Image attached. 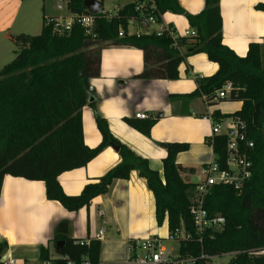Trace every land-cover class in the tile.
I'll return each mask as SVG.
<instances>
[{
	"label": "trees",
	"instance_id": "1",
	"mask_svg": "<svg viewBox=\"0 0 264 264\" xmlns=\"http://www.w3.org/2000/svg\"><path fill=\"white\" fill-rule=\"evenodd\" d=\"M98 1L104 4V0ZM156 1L162 14L167 11L185 14L191 27L197 30L191 42L181 39L188 48L186 54L173 46V40L166 35L120 37V27L127 30L129 19L137 17L134 3L111 20L103 12L97 14L96 37L87 34L79 23H74L68 33L59 34L54 31L53 22L45 23L40 34L13 37L18 47L16 57L0 69V197L4 178L9 174L44 181L50 200L78 211L90 206L96 197L107 194L116 180L128 179L132 171L138 170L155 197L158 225L167 220L170 232L183 227L192 235V239L179 244L182 257L198 258L194 264H211L202 258L203 254L221 256L237 252L227 264H264V42L251 43L246 56H239L225 45L221 0H206L205 9L198 14L186 13L178 0ZM68 2L72 13H87L84 0ZM257 8L264 10V2L257 4ZM104 43L143 50L146 66L142 78L177 79L186 56L203 52L219 64V69L212 76L199 78L196 94L210 97L227 82L233 83L232 100L243 102V106L225 116L238 115L246 124L248 137L255 143L253 175L241 193L231 186L211 189L206 208L210 217H225L221 230H208L202 238L196 231L190 206L197 184L183 178L186 170L194 169L177 163L178 154L190 149L189 143L168 144L163 176L151 168L148 159L114 137L103 117L97 116L101 144L95 148L86 144L82 109L96 104L95 98L91 100L94 95L90 85L91 79L101 73ZM214 114L222 116L219 111ZM126 121L145 135H150L156 122L130 118ZM109 145L119 147L121 162L100 180L86 184L80 194H67L59 176L86 166ZM214 152L225 163V137H215ZM68 233L69 222H60L55 236L56 243L64 242L58 249L60 256L77 263L88 258L100 264V240L82 244ZM0 248L4 251L7 243H0ZM48 259L50 251L42 247L40 260Z\"/></svg>",
	"mask_w": 264,
	"mask_h": 264
},
{
	"label": "crops",
	"instance_id": "2",
	"mask_svg": "<svg viewBox=\"0 0 264 264\" xmlns=\"http://www.w3.org/2000/svg\"><path fill=\"white\" fill-rule=\"evenodd\" d=\"M178 1L190 14L201 13L206 7V0ZM263 2L221 0L223 43L239 56L247 55L251 43L264 42V10L257 8ZM130 3L133 0H114L110 9L104 4L103 7L104 11L118 14ZM68 5V0H0V62L7 53L17 54L13 37L40 34L50 18L69 20L73 13ZM162 20L182 36L194 29L185 14L167 11ZM136 28L139 27L134 25L130 31ZM143 30V34H149ZM183 38L192 41L191 37ZM187 49L181 43L179 50L183 54ZM145 66L143 50L104 43L101 73L91 79L90 85L96 104L82 109L85 142L91 148L101 144L97 116L103 117L114 137L148 159L151 168L162 176L168 144L189 143L190 149L178 154L177 163L193 168V171L186 170L183 178L198 184L204 179L202 169L214 156L212 125L203 116L216 111L229 114L221 111V102L208 104L203 95L196 94L199 78L214 75L219 64L203 52L187 55L179 66L177 79L142 78ZM238 103L240 110L243 102ZM137 113H146L148 119L156 120L150 135L126 121L140 119ZM120 162L119 151L109 145L86 166L63 172L59 176L60 184L67 194L78 195L86 184L100 180ZM62 221L69 222L68 235L77 240L96 239L104 231L100 264H125L132 256L134 241L166 237L170 232L167 220L158 225L155 197L138 170L132 171L128 179L116 180L107 194L96 197L90 206L78 211H70L59 201L50 200L44 181L5 176L0 197V243H7V248L1 256L11 254L36 264L41 258V248L45 247L50 251V259L58 258L55 236Z\"/></svg>",
	"mask_w": 264,
	"mask_h": 264
},
{
	"label": "built area",
	"instance_id": "3",
	"mask_svg": "<svg viewBox=\"0 0 264 264\" xmlns=\"http://www.w3.org/2000/svg\"><path fill=\"white\" fill-rule=\"evenodd\" d=\"M135 6L136 18H131L128 21L127 30L123 27L119 29V36L126 35L140 36L144 33V28L147 33H155L158 36L166 35L173 40V46L180 48L181 39L183 37L197 36L196 29H189L184 36L179 34L173 26L162 20L156 0H133ZM62 5L59 6L62 9ZM106 18L111 20L117 16L111 12L103 11ZM97 14L87 13L75 14L69 20L62 18H50L48 22H53L54 31L59 34L68 33L72 30L74 23H79L85 27L87 34L96 37L94 28L96 26ZM139 28L130 31L132 26ZM129 29V30H128ZM233 83L227 82L222 89L212 96L203 94L204 99L208 104H217L226 99H232L231 92L233 91ZM94 89L90 86V91ZM137 118L148 119L146 113H137ZM208 119L212 125L211 145L214 149V140L217 136H223L226 139V161H220L219 155L214 152L213 159L208 162L202 169L204 179L201 180L196 187V194L192 199L190 213L193 217L197 233L202 236L208 230H221L225 225V217L216 215L210 217L206 208V198L214 186H231L238 192H243L246 183L253 175V158L252 150L255 147L254 141L250 140L247 134L245 122L238 115L226 117L222 114L221 117H216L214 113H209L203 116ZM264 134V133H263ZM101 231L96 239H103ZM200 238V241L202 239ZM192 239V235L185 228H177L175 231L169 232L166 237L152 236L146 239H138L132 243V256L125 264H194L198 258L182 257L178 251L170 249L167 242L187 241ZM81 243L89 244L90 240H81ZM237 252L225 253L221 256L202 255V258L209 260L211 264H223V257H233ZM0 264H29L21 261L11 254L2 255ZM36 264H96L88 258L77 263L68 257L59 256L56 259L40 260Z\"/></svg>",
	"mask_w": 264,
	"mask_h": 264
},
{
	"label": "rangeland",
	"instance_id": "4",
	"mask_svg": "<svg viewBox=\"0 0 264 264\" xmlns=\"http://www.w3.org/2000/svg\"><path fill=\"white\" fill-rule=\"evenodd\" d=\"M113 4H114V0H108V1H105L104 7L106 9H110L113 6ZM34 35H37V34H34ZM14 48H18L17 45L16 47L14 45ZM15 54L16 53L14 51L11 54L7 53L0 62V69H2L6 64L10 63L16 57ZM2 62H4L5 65L2 66L1 65ZM215 106H218V105H215ZM220 109L222 112L234 113L239 109V103L238 101H235L232 99H226V100L221 101ZM167 246L170 249H174V251L177 252L179 248V243L178 242H167ZM229 258L230 257H223L222 263L227 264V262L229 261Z\"/></svg>",
	"mask_w": 264,
	"mask_h": 264
},
{
	"label": "water",
	"instance_id": "5",
	"mask_svg": "<svg viewBox=\"0 0 264 264\" xmlns=\"http://www.w3.org/2000/svg\"><path fill=\"white\" fill-rule=\"evenodd\" d=\"M84 5L85 7L88 9V11L90 13H93V14H100L104 11V7L102 5V3L98 0H84ZM69 9H71V5L69 4L68 5ZM94 97L91 98V100H93ZM115 149H119L118 146H114ZM64 245V242L63 241H59L57 243V248H61L62 246ZM2 252V248H0V254Z\"/></svg>",
	"mask_w": 264,
	"mask_h": 264
}]
</instances>
